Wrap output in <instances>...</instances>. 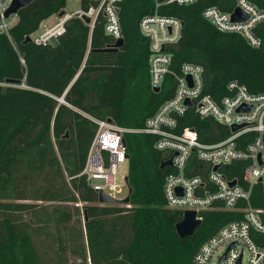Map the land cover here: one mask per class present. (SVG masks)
<instances>
[{"label":"trees","instance_id":"trees-1","mask_svg":"<svg viewBox=\"0 0 264 264\" xmlns=\"http://www.w3.org/2000/svg\"><path fill=\"white\" fill-rule=\"evenodd\" d=\"M66 1L32 0L18 11L10 32L13 44L0 35V264H49L42 247L54 250L58 264H68L69 256L79 264H87V258L89 264H195L199 246L243 214L203 210L193 234L179 237L175 223L183 212L166 207L162 186L172 169L160 167L166 155L154 148V135H124L127 185L132 188L128 206L99 203L81 173L95 119L140 128L172 94L168 75L157 92L151 89L148 41L138 28L142 16L153 12L155 0L118 3L124 42L116 51L95 50L113 43L101 13L92 28L68 18L55 44L25 40L42 20L63 10ZM250 1L264 9V0ZM79 2L86 10L98 0ZM234 3L195 0L158 7L159 14L182 21L180 40L167 48L171 67L201 64L204 92L215 100L230 94L227 83L232 80L252 93H264V21L254 28L260 44L252 47L202 16L207 7L230 11ZM178 126L194 127L206 142L227 135L221 125L200 119L192 109L178 116ZM244 138L250 140L251 134ZM243 164L220 170L239 175ZM249 198L253 207L264 208L261 181L252 186Z\"/></svg>","mask_w":264,"mask_h":264},{"label":"built area","instance_id":"built-area-1","mask_svg":"<svg viewBox=\"0 0 264 264\" xmlns=\"http://www.w3.org/2000/svg\"><path fill=\"white\" fill-rule=\"evenodd\" d=\"M120 1L98 0L96 5L86 10L80 8L64 12L54 24L31 39L35 43H51L64 31V22L71 17L83 20L87 16V25L92 28L96 16L101 13L105 18L104 31L114 42L122 37L118 16ZM193 1L155 0L153 12L139 20V32L148 41L150 87L159 90L168 75L173 80L172 94L145 119L140 128L119 126L109 122L108 118L95 119L96 131L81 173L94 190L100 189L115 199L124 198L126 195L116 197L121 192V184L116 182L119 167L128 161L124 135L129 132L154 135V148L166 155L165 160L171 161L172 170L165 175L162 186L166 207L182 212L193 210L195 218L200 221V212L208 209L240 211L243 214L241 219L227 222L208 237L196 251L194 263L264 264V208L253 207L249 200L252 186L257 181L262 182L264 195V93H252L232 80L227 83L230 94L215 100L204 92L201 64L183 62L178 70L171 67L167 48L180 40L182 21L175 16L159 14L158 7L161 3ZM11 2L0 0V35L7 36L13 44L10 32L18 21V12L4 14ZM235 8L246 15L245 20L231 19ZM202 16L222 32L239 34L252 47L260 44L254 28L264 21V9L250 0H235L230 11L207 7ZM186 100L190 106L185 104ZM188 109H192L200 119L221 125L227 130V135L220 140L206 142L200 139L194 127L180 129L178 116ZM233 125L240 127L232 131ZM245 134H251V139H241ZM241 145L243 148L239 147ZM235 162L244 163L239 175L229 176L220 170ZM120 178L124 179L121 175ZM253 233L261 237L253 239ZM232 243L234 245L230 246Z\"/></svg>","mask_w":264,"mask_h":264},{"label":"water","instance_id":"water-1","mask_svg":"<svg viewBox=\"0 0 264 264\" xmlns=\"http://www.w3.org/2000/svg\"><path fill=\"white\" fill-rule=\"evenodd\" d=\"M32 0H12L11 4L7 8L6 12L4 13L5 15H8L9 13H16L19 11L20 8L26 6L29 4ZM64 14V11L61 10L58 12V16H62ZM231 19L233 21H242L246 19V15L240 12L237 8H235L232 13H231ZM84 22L88 23L89 18L87 16L83 17ZM26 41H30L31 38L30 36H27L25 38ZM123 38L120 37L116 39L112 44L109 46H106L104 48H99L95 49L97 51H116L118 48H120L123 45ZM52 44L56 43V39L51 40ZM7 83L10 84H19V80H12V79H6ZM153 91L157 92L158 88H153ZM185 104L187 106H190L189 101L186 100ZM242 109V108H240ZM109 122H112L110 118L107 119ZM240 126L233 125L231 126L232 131H235L239 128ZM165 166H171V161L170 159L164 160L161 162L160 167H165ZM217 166L214 167L216 169ZM124 180L127 183V176H125ZM260 180V179H259ZM132 191V188L127 185V194L124 198L122 199H115L107 194H105L102 190L98 189L96 190L97 192V200L101 204H127L130 199V193ZM200 224V220L195 218V212L193 210H184L182 213V218L175 223V232L179 237H185V236H190L193 234L194 230L197 228V226ZM234 245L232 243L230 246Z\"/></svg>","mask_w":264,"mask_h":264},{"label":"rangeland","instance_id":"rangeland-1","mask_svg":"<svg viewBox=\"0 0 264 264\" xmlns=\"http://www.w3.org/2000/svg\"><path fill=\"white\" fill-rule=\"evenodd\" d=\"M78 9H80L79 0H67L63 10L65 12H70L72 10H78ZM57 20H58V14L57 13L52 14L49 17H47L46 19L42 20L40 22L38 28L33 33H31L29 35L30 38H34L39 33H41L46 27H49L52 24H54ZM126 171H127V163L124 162L119 167V174L116 177V182L121 184V192L116 195L117 198H121L127 194L126 183H125L124 179L120 178V175L123 176V178H124ZM42 251L45 252L46 257L51 262L49 264H58V260H57L58 258L56 256V254L54 253L53 249L42 247ZM244 253L246 256V252H244ZM80 262L81 261L78 258H74L73 256H69V258H68V264H79ZM81 264H83V262ZM87 264H89L88 258H87Z\"/></svg>","mask_w":264,"mask_h":264}]
</instances>
